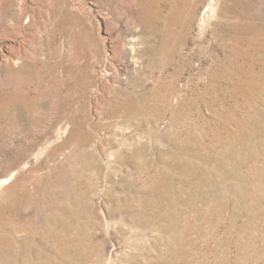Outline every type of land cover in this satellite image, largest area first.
I'll use <instances>...</instances> for the list:
<instances>
[{"label":"rangeland","instance_id":"1","mask_svg":"<svg viewBox=\"0 0 264 264\" xmlns=\"http://www.w3.org/2000/svg\"><path fill=\"white\" fill-rule=\"evenodd\" d=\"M0 264H264V0H0Z\"/></svg>","mask_w":264,"mask_h":264}]
</instances>
